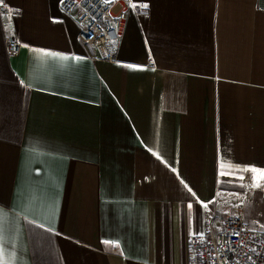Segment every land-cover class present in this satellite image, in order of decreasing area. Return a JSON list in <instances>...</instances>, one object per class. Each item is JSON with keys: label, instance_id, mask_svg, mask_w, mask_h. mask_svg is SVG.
Listing matches in <instances>:
<instances>
[{"label": "crops", "instance_id": "crops-1", "mask_svg": "<svg viewBox=\"0 0 264 264\" xmlns=\"http://www.w3.org/2000/svg\"><path fill=\"white\" fill-rule=\"evenodd\" d=\"M61 1L0 3L9 264H191L207 213L264 227V180L220 167L264 169V0H109V60Z\"/></svg>", "mask_w": 264, "mask_h": 264}, {"label": "built area", "instance_id": "built-area-1", "mask_svg": "<svg viewBox=\"0 0 264 264\" xmlns=\"http://www.w3.org/2000/svg\"><path fill=\"white\" fill-rule=\"evenodd\" d=\"M60 7L76 16L80 42L100 48L109 60L106 47L118 42L122 32V21L113 5L105 0H62ZM20 47L18 42L7 40L10 54L18 53ZM210 221L207 213L203 234L189 239L191 264H264V227L246 226L240 210L228 215L216 233Z\"/></svg>", "mask_w": 264, "mask_h": 264}, {"label": "snow or ice", "instance_id": "snow-or-ice-1", "mask_svg": "<svg viewBox=\"0 0 264 264\" xmlns=\"http://www.w3.org/2000/svg\"><path fill=\"white\" fill-rule=\"evenodd\" d=\"M3 0H0V3H2ZM105 2H109V0H105ZM130 4H132V7H137L136 4L132 3V0H129ZM139 7L142 8H147L148 5L147 4H142L139 5ZM36 51H41L43 52L44 50H36ZM48 56H52V57H60L61 59L67 60L69 59V57L64 56L61 53H55V52H46L45 53ZM76 60H79L81 58L79 57H75ZM128 67L130 68H135L138 66L135 65H128ZM154 70V69H153ZM221 169L222 172L221 174H231L233 171H245V172H251L252 173V187L253 188H260L261 185V181L264 180V169L261 168H257L255 166H244L243 168H240L238 166H233V165H228L227 166V171H224L225 169V165L221 164ZM37 174L39 175V170H37ZM239 179L243 180V176H240ZM192 205H189V208H191ZM104 244L107 245H111L112 247H119V242L118 241H109V240H105L102 241ZM4 239H3V233H2V220H0V264H9V262L5 259V254H4Z\"/></svg>", "mask_w": 264, "mask_h": 264}, {"label": "rangeland", "instance_id": "rangeland-1", "mask_svg": "<svg viewBox=\"0 0 264 264\" xmlns=\"http://www.w3.org/2000/svg\"><path fill=\"white\" fill-rule=\"evenodd\" d=\"M256 193H257V192H256ZM263 219H264V214H262V212L259 211V213H257V215H256L255 220H256L257 222H261V221H263Z\"/></svg>", "mask_w": 264, "mask_h": 264}]
</instances>
